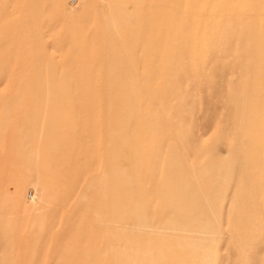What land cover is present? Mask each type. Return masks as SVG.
<instances>
[{
  "label": "rangeland",
  "instance_id": "374dc122",
  "mask_svg": "<svg viewBox=\"0 0 264 264\" xmlns=\"http://www.w3.org/2000/svg\"><path fill=\"white\" fill-rule=\"evenodd\" d=\"M0 264H264V0H0Z\"/></svg>",
  "mask_w": 264,
  "mask_h": 264
}]
</instances>
